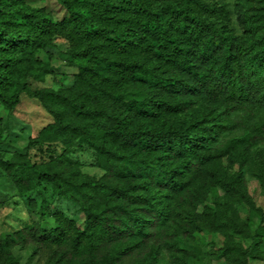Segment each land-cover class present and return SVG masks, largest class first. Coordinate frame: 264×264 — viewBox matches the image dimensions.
I'll return each mask as SVG.
<instances>
[{
	"label": "trees",
	"instance_id": "16d2710c",
	"mask_svg": "<svg viewBox=\"0 0 264 264\" xmlns=\"http://www.w3.org/2000/svg\"><path fill=\"white\" fill-rule=\"evenodd\" d=\"M248 1L249 27L240 34L229 11L206 0H57L60 18L26 0H0V100L13 111L28 93L52 116L29 138L39 158L27 151L7 159L0 139V167L21 192L47 182L80 210L79 221L27 229L62 248L47 264H157L163 246L185 252L172 236L199 227L228 235L204 204L205 182L220 180L226 156L264 171V161L250 158L264 140V0ZM57 38L71 62H84L71 86L31 91L35 53ZM37 70L53 73L48 65ZM131 85L142 90L140 99L126 96ZM184 111L193 115L183 123L162 116ZM238 128L240 135L225 138ZM76 143L96 152L100 178L65 166ZM220 185L247 200L241 176V189ZM233 227L250 234L238 221ZM24 232L0 239L5 264H19L8 249ZM217 253L249 264L250 248L228 244ZM183 255L174 254V264H188Z\"/></svg>",
	"mask_w": 264,
	"mask_h": 264
},
{
	"label": "rangeland",
	"instance_id": "374dc122",
	"mask_svg": "<svg viewBox=\"0 0 264 264\" xmlns=\"http://www.w3.org/2000/svg\"><path fill=\"white\" fill-rule=\"evenodd\" d=\"M30 7H43L52 12L56 18L64 15L57 0H26ZM216 4L218 9L229 11L231 28L236 33H245L249 24L246 9L248 0H206ZM65 40L57 38L45 49L38 50L34 63L33 76L28 82L31 91L43 87L54 89L66 88L73 84V74L78 72V63L83 60L76 59L71 62L65 53L67 49ZM48 65L53 73L37 76L38 68ZM139 86L128 87L126 96L129 99H140L143 95ZM202 101L194 105V111L202 110ZM193 111H184L178 114L165 113L162 116L169 123H183L190 119ZM52 121L51 114L43 107L39 100L28 93L21 94L20 101L13 111H10L0 100V139L1 149L5 158H14L17 153L30 152L36 158L40 157L38 149L28 148L29 138L36 136L42 127ZM240 128L227 133L225 138L240 135ZM77 150L69 153L65 166L79 167L82 172L100 178L105 170L97 165L96 152L85 144L76 143ZM48 155L45 154V159ZM250 158L255 164L264 161V140L258 142L251 149ZM220 180L238 185L239 176L245 183L247 200L242 201L235 195L227 193L220 185V180L211 183L205 182L204 204L214 211L216 220L224 225L228 235L224 236L214 230L206 231L199 227L192 235L172 236L170 240L179 242L185 252L170 250L162 247V253L157 264H174V254L183 255V261L188 264H233L224 258L218 257V251L224 245L238 244L243 249L250 248L249 264H264V171H257L243 158L226 156L221 165ZM261 174L262 178L256 174ZM203 206V204H201ZM201 209V208H200ZM79 205L72 200L58 194V190L50 183H42L36 190L21 192L10 176L0 167V239L6 233L24 230L26 238L13 242L9 247L19 264H47L49 259L56 257L63 250L51 241L41 242L38 237L29 234L28 230L50 229L57 227L61 219L79 221ZM245 225L250 234L234 230V223ZM28 229V230H27ZM71 230V229H68ZM166 234L161 237L164 244ZM0 264L3 253L0 249Z\"/></svg>",
	"mask_w": 264,
	"mask_h": 264
}]
</instances>
